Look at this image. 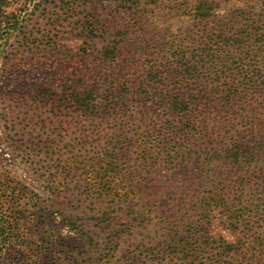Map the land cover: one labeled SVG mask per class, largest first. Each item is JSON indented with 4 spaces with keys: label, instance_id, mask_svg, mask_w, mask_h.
<instances>
[{
    "label": "rangeland",
    "instance_id": "rangeland-1",
    "mask_svg": "<svg viewBox=\"0 0 264 264\" xmlns=\"http://www.w3.org/2000/svg\"><path fill=\"white\" fill-rule=\"evenodd\" d=\"M260 36L264 0H0L4 260L264 264V163L245 175L183 134L259 122Z\"/></svg>",
    "mask_w": 264,
    "mask_h": 264
},
{
    "label": "trees",
    "instance_id": "trees-1",
    "mask_svg": "<svg viewBox=\"0 0 264 264\" xmlns=\"http://www.w3.org/2000/svg\"><path fill=\"white\" fill-rule=\"evenodd\" d=\"M201 9L203 8L200 7L198 10ZM253 36L254 32L252 31L249 33L248 40H251ZM258 41H264V37L260 36ZM262 81H264V79ZM115 86L121 91L126 90L124 93L119 91H114L112 93L115 94L114 97L117 101L126 100L125 98L127 95L139 97L144 95L150 100H152L151 97H155L152 95L153 88L151 87H148V89L145 90L140 88L135 91L132 90L131 86L127 87V89H125V86L124 88L121 85ZM110 100L113 101L112 99ZM168 105L170 109L169 115H180L182 120L187 116L184 111L189 110L190 105L198 106L195 102L191 103L190 101H185L183 99H170L168 100ZM256 120L259 122H254L253 124L252 120L247 119L244 123L242 120V114L236 116L235 119L223 118L219 122L221 132L218 131L217 133L213 132L211 134L208 133V129L191 133L194 127H188L189 125H186L185 127L188 129L183 132V134L187 135L184 146L189 147L193 145V147L200 151L204 150L209 159H212L215 162L225 161L231 163L234 166L239 167L245 175H249L252 169L251 166L257 165V163H264V113L259 114V117ZM184 123L188 124L187 121H184ZM227 125H230L232 128L229 132L225 133V131L223 132L222 130L227 128ZM203 126L207 128L208 124L205 122L203 123ZM188 136L190 137L188 138ZM239 205L243 204L240 203ZM103 217H105V213H103ZM12 228V223L9 221H6V223L2 222V225H0V264H15L12 261L10 263L4 260L5 248L8 250L10 249L9 240Z\"/></svg>",
    "mask_w": 264,
    "mask_h": 264
}]
</instances>
